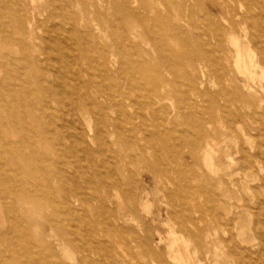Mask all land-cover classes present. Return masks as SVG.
<instances>
[{
	"label": "rangeland",
	"instance_id": "obj_1",
	"mask_svg": "<svg viewBox=\"0 0 264 264\" xmlns=\"http://www.w3.org/2000/svg\"><path fill=\"white\" fill-rule=\"evenodd\" d=\"M139 1L153 6L138 9L142 18L127 16L137 7L124 0L94 15L96 41L116 47L111 67L98 65L80 26L73 31L79 11L66 0H0V264H178L171 255L180 247L208 250L206 264H264V244L252 239L264 220V165L248 158L249 169L227 168L225 151L237 160L243 136L217 110L222 54L213 37L222 14L240 13L249 21L237 32L243 44L253 31L259 38L261 19L253 29L248 10H260L246 1ZM254 72L260 92L264 68ZM209 93L211 121L200 96ZM258 99L244 111L249 154L264 136Z\"/></svg>",
	"mask_w": 264,
	"mask_h": 264
},
{
	"label": "bare ground",
	"instance_id": "obj_2",
	"mask_svg": "<svg viewBox=\"0 0 264 264\" xmlns=\"http://www.w3.org/2000/svg\"><path fill=\"white\" fill-rule=\"evenodd\" d=\"M158 1H160V3H161L162 0H158ZM231 1L238 2L239 5L241 3H244V1H246L248 9L249 8H253V9L256 8V9L260 10V12H258V13H253L251 9L248 10L249 15H250L249 18L251 20V27H253V29L255 27L254 25H256V23H257L256 18L261 19V22H260L261 34L258 35L259 38H256L257 35L255 34V31H253L251 34V39H249L244 44L242 42L243 39L241 41V37L239 36V34L237 32H238L239 28L242 31L247 32L246 29L249 28V26H247V24L249 23L248 18H247L248 15L246 16L244 14L235 13L232 15V17H228V15L225 16V14H222L220 17V21H221L220 33H217V31H215L214 36H213L214 39L216 40V45L218 43L219 51L222 54V56H220L221 57L220 62L222 65L221 66L222 73L220 74L221 92L219 94L220 95V101L222 100V103L218 106L217 110H218V112H220V111L226 112L227 117H226L225 121H222V123L226 122V129L232 130L233 127H235L241 131V134L243 136V137H241V140H240L239 135L238 134L236 135L238 138L237 143L240 142V146H241V147L239 146L240 148H239V151L237 152L238 156L240 154V157L237 158V160L235 159V157L232 156L230 149H227L225 151V157L228 160L227 168L231 169L232 165H236V167L240 168L241 170H246V169L250 168L248 158H251V161H253L254 163L259 162L260 164L262 163V165H264V136H263V142L260 145H258L259 150L255 149L257 147L254 148V146H252V149H251L252 153L251 154H249L247 152L248 149H247V151H245L244 146H242L246 143H250V145L251 144L253 145V142H255V141H253V142L251 141V138H252L251 134L249 133L248 129L246 128L247 126H244V124H243V118L245 116L244 111L248 107L249 108L255 107L258 105L259 102L263 101L261 99L260 100L258 99V93H261L264 95V84L261 83L262 85L260 86V92H259V90L255 88V85L252 84L255 82L251 83V80H253V77L255 74L254 71L256 70V68L261 67L262 70L264 68V19H263L264 0H231ZM66 2L69 6H71V7L74 6L79 11V13L78 12H71V14H70V20L68 21V23L72 25L73 31L76 32L77 31L76 27L80 26V28L82 29V33H81L82 38H85L86 40L91 41L94 49H97L96 52H98V56H97L98 57L97 58L98 65L99 66H106L107 65V66L112 67L114 65V63L116 61V57H117V53L115 51L116 47L115 48L113 47L112 50H109V48L103 47L97 42L98 40H99V42L102 41L103 29L99 25H96L95 28H92V22L96 20V19H94V17H95L94 15L98 16V15L102 14L101 9H104L105 12L106 11L110 12V10L112 9V6L114 4L113 0H98L100 7H98L97 9L93 3V0H66ZM124 2L126 4L131 3V4H133V6L137 7L136 9H130L129 8L128 11L126 12L127 16H129L131 14V15L135 16V18H138V17L142 18V16L139 15L137 12L138 9L143 8L147 12H150V10L153 8V6L150 5L149 2H147V1L140 2L139 0H134V1L130 2V0H124ZM88 4H90L96 10L94 12L88 11L86 9ZM127 6H128V4H127ZM228 13H230V11H228ZM91 15L93 16L92 19H91ZM102 15H104V14H102ZM210 27L213 28V25L211 24ZM225 33L229 34L228 42H229V44H231L233 46L231 51H228L226 48L225 39H224ZM211 40L213 42V39H211ZM257 46H260L262 48L261 49L262 52L257 51V49H256ZM90 48H91V46H90ZM214 50H216V49H214ZM227 52H234V57H235V58H233L234 59V64H233L234 67L231 69H230V64H229V62H230L229 56H228ZM82 61L89 63V61L86 59V57H83ZM82 69L83 68H81L80 70H82ZM75 72H76V69H75ZM200 96L202 97L203 101L207 104V108L205 109L206 116H209L210 121H211L213 109H214L215 103H216V99H215L213 93H209L207 96L205 94H201ZM152 103H154V102H152ZM258 110H259V108H258ZM254 116H256V114ZM254 116H248V118H250V120L248 119V121L250 122L251 120H253L251 122H254ZM261 121H262V129L264 130V116L261 118ZM233 130H232V132H233ZM210 132L211 131L207 132L209 134H207L208 139H207V143H206V149L204 152H205V156H206L205 158H206L207 165H208L209 169L211 171H214L213 158H214V152H215V142H214V139L212 138ZM86 136H87V134H86ZM236 146H237V144H236ZM227 147H229V146H227ZM262 168H263V166H262ZM217 170H218V168L216 169V173H217ZM250 177H251V175L247 174V173H245L243 175L242 186H243L244 190H246V191L251 190L250 183L252 180L249 179ZM207 189H208V193L210 194L211 193L210 184H209ZM114 214H116V213H114ZM128 218H130V217H128ZM131 218H132V216H131ZM97 219L99 220V216L97 217ZM125 219H126V217H125ZM113 221H116V217L113 218ZM135 222H137V221H135ZM236 222H239V220H237V218L235 217V218L231 219L230 222H226V225L227 224L229 225L232 223L235 224ZM254 226H255V231L259 229V232L257 234L255 233L252 239L258 238L264 244V220L263 221L255 220ZM237 252H238V249L236 246H234V247L227 246L225 256L236 258ZM89 255H91V254L89 253ZM171 257L173 259H175L178 264H206L205 260L210 259L208 250H201V249L197 248L192 253L189 251V249L187 247H180L178 250L175 251L174 254L171 255ZM175 260H173V261H175ZM111 264H115V263H112V261H111ZM208 264H214V260L213 259L210 260Z\"/></svg>",
	"mask_w": 264,
	"mask_h": 264
}]
</instances>
